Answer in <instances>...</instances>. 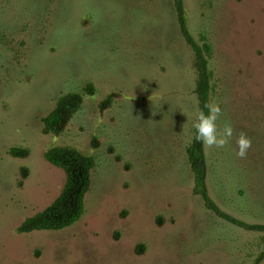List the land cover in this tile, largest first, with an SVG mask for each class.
I'll list each match as a JSON object with an SVG mask.
<instances>
[{"label":"rangeland","instance_id":"374dc122","mask_svg":"<svg viewBox=\"0 0 264 264\" xmlns=\"http://www.w3.org/2000/svg\"><path fill=\"white\" fill-rule=\"evenodd\" d=\"M182 1L189 32L211 46L218 126L234 130L224 148L204 146L209 195L264 224V0ZM196 77L173 0H0V264H253L264 233L218 218L195 192ZM67 93L80 108L44 133ZM54 147L93 159L84 211L20 232L66 182L44 157Z\"/></svg>","mask_w":264,"mask_h":264},{"label":"trees","instance_id":"16d2710c","mask_svg":"<svg viewBox=\"0 0 264 264\" xmlns=\"http://www.w3.org/2000/svg\"><path fill=\"white\" fill-rule=\"evenodd\" d=\"M180 32L186 44L194 53V67L197 77L194 92L198 107L207 113L206 103H210L211 72L208 67V56L211 46L199 44L188 30L182 0H173ZM89 88V87H88ZM81 97L77 94L62 95L55 108L42 118L43 132L58 134L63 129L64 120L80 108ZM190 147L187 150L191 169L195 175L196 191L202 198L206 208L218 218L248 231L264 233V224L249 223L224 212L210 197L206 182V162L204 145L196 139V130ZM12 155H21L20 150L12 148ZM45 159L60 167L66 174V182L58 197L44 210L23 221L19 231L28 233L37 230H59L77 221L84 211V196L90 187V171L93 159L76 149L54 147L44 153ZM264 258V251L253 264Z\"/></svg>","mask_w":264,"mask_h":264},{"label":"clouds","instance_id":"9594fccd","mask_svg":"<svg viewBox=\"0 0 264 264\" xmlns=\"http://www.w3.org/2000/svg\"><path fill=\"white\" fill-rule=\"evenodd\" d=\"M207 113L203 109L197 108L193 127L196 130V139L201 142L207 149H221L229 144L233 137V127L225 123L221 129L217 121L222 116V110L218 103H206ZM237 151L239 158H245L248 150L252 147L251 138L241 131L236 139Z\"/></svg>","mask_w":264,"mask_h":264}]
</instances>
